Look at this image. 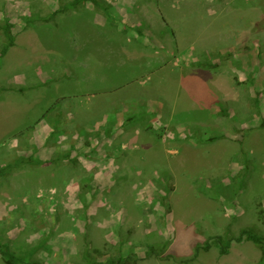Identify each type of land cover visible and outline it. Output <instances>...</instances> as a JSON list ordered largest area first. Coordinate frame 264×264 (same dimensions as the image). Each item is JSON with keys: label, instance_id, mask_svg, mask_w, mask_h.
Returning a JSON list of instances; mask_svg holds the SVG:
<instances>
[{"label": "rangeland", "instance_id": "rangeland-1", "mask_svg": "<svg viewBox=\"0 0 264 264\" xmlns=\"http://www.w3.org/2000/svg\"><path fill=\"white\" fill-rule=\"evenodd\" d=\"M73 1L0 0V168L19 165L0 242L41 264H263L202 248L264 232V0Z\"/></svg>", "mask_w": 264, "mask_h": 264}, {"label": "trees", "instance_id": "trees-1", "mask_svg": "<svg viewBox=\"0 0 264 264\" xmlns=\"http://www.w3.org/2000/svg\"><path fill=\"white\" fill-rule=\"evenodd\" d=\"M85 0H74L71 5L73 6V9H78L79 5ZM93 5L95 4L96 8H100L104 11L106 17L108 18L109 10L107 7L101 5V1L99 0H90ZM61 14V11H55L48 19L44 20L46 23H56L57 16ZM12 29L13 26L12 24L6 23L5 25L0 24V30L5 34L7 38V43L4 46L1 54H0V64L3 61V59L6 57L8 54L9 50L13 47L16 46V36L12 35ZM200 67L204 68H209V69H214L217 67L216 64H211V63H203L200 64ZM57 108V106H53L49 108L46 112V115H50L53 113V111ZM45 115V117H46ZM263 126H264V121H263ZM220 138H211L210 140L207 141V143H215L218 141ZM30 164L31 162H34L32 159L29 160ZM19 168V165L14 166V165H7L2 168H0V179H5L11 177L16 169ZM262 219L264 220V212H262ZM244 242H251L258 248L262 250V263L264 264V232H261L259 230H256L254 228H244L242 229L237 236H229L228 234L223 236H215L210 238L209 241L205 242L203 246V250L205 251H210L212 248H215L218 250V253L221 256H226L229 255L230 249L232 247L233 243L237 244H242ZM199 248L197 250V254L195 257L198 255ZM155 253V250L152 248L151 251L149 252V256L151 257ZM152 254V255H151ZM0 255L4 258L6 264H41L40 261L38 260H30L27 261L24 257H21L17 255L15 252L11 250V247L8 244H4L0 242ZM144 260L143 258H132V257H120V258H115V259H109L106 263H101V262H87L85 264H138L140 261Z\"/></svg>", "mask_w": 264, "mask_h": 264}, {"label": "crops", "instance_id": "crops-1", "mask_svg": "<svg viewBox=\"0 0 264 264\" xmlns=\"http://www.w3.org/2000/svg\"><path fill=\"white\" fill-rule=\"evenodd\" d=\"M100 1V0H99ZM130 1H134V0H130ZM159 2H164L165 3V0H159ZM130 5V4H129ZM127 11H129V8H127Z\"/></svg>", "mask_w": 264, "mask_h": 264}]
</instances>
